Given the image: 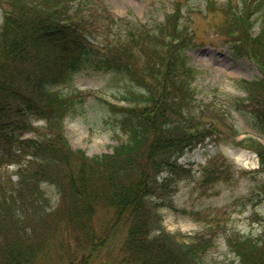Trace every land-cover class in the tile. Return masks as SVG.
Wrapping results in <instances>:
<instances>
[{"label": "trees", "instance_id": "16d2710c", "mask_svg": "<svg viewBox=\"0 0 264 264\" xmlns=\"http://www.w3.org/2000/svg\"><path fill=\"white\" fill-rule=\"evenodd\" d=\"M51 1L37 6L31 0H0V264H208L206 254L215 244L211 229L190 243L155 234L161 206L156 199L164 186L155 178L162 170H176V159L189 145L181 105L190 94L183 86L170 84V92L164 78L157 99L149 89L151 108H109L128 141L92 159L72 150L61 130L63 118L81 109L83 100L50 89L68 85L81 71L112 73L146 87L134 60L139 54L145 64L155 61L147 47L160 46L158 37L167 29L179 32L180 8L156 31L112 19L121 32L98 48L80 35L86 27L87 34L95 31L96 23L60 24L66 12L60 11L61 0ZM233 1L224 21L229 33H236L234 50L260 68V79L242 83L255 92L248 103L255 101L264 111V29L255 37L248 32L264 0ZM250 114L253 128L264 133V117ZM35 120L46 123L42 133L31 128ZM26 132L33 135L21 139ZM257 144L263 165L264 146ZM12 165L13 173L6 169ZM226 239L240 264H264V233Z\"/></svg>", "mask_w": 264, "mask_h": 264}, {"label": "rangeland", "instance_id": "374dc122", "mask_svg": "<svg viewBox=\"0 0 264 264\" xmlns=\"http://www.w3.org/2000/svg\"><path fill=\"white\" fill-rule=\"evenodd\" d=\"M82 1L81 7L73 4L74 9L76 6L77 11H81L87 3L84 12L89 15L88 20L94 19L99 23L98 28L112 29V41L116 38L115 34L121 32L116 24L108 22L112 16L124 17L135 25L136 22L148 24L151 27L149 29H155L159 23L165 26L167 19L176 14L173 8H180L178 25L182 28L180 34L186 39L182 46L185 50L183 58L177 55L176 61L177 67L183 69L179 70V76L190 82L191 103L195 109L199 103L209 104L211 111L203 119L208 123L219 125L220 121L215 119L216 110L223 112L230 120H225L229 124L228 129L222 128L226 133L210 135L202 145L197 144L186 150L176 162L185 172L172 174L164 187V193L169 192L170 196L157 199L160 204L166 200L165 205L158 210L161 216L160 229L155 234L162 231L180 240L204 233L209 226L214 225L217 227L214 230L215 243H218L207 253L206 262L238 264L234 254L229 252L224 233L238 232L258 237L264 231V163L261 165L256 150L245 146L248 142L237 145L231 136L240 133L238 139H241L255 134L252 119L242 111L248 94L239 80L251 82L261 78L257 67L234 50L226 37L227 26L223 14L210 12L209 3L212 0ZM214 1L219 5L226 0ZM238 2L233 1L234 4ZM203 3L209 11L206 17L200 14ZM68 12L73 14L74 11L70 9ZM263 15L264 9L260 17L258 14L253 16L258 19L253 32L258 31L257 26ZM102 39V35L94 33L87 40H94L93 45L100 48L105 43ZM140 64L141 60L137 57L135 66L139 67ZM111 76L83 71L73 75L69 82L77 89L76 92L69 85L54 88L60 94L73 91L78 99L83 100L76 114L65 117L63 133L70 147L83 152L88 158L111 152L114 146L126 139L121 129L112 128L117 123L107 115L102 100L123 104L116 99L123 98L125 90H145L144 87L134 88L129 81H118ZM89 91L95 94L94 97L87 96ZM252 92L255 93L253 89ZM194 116L199 115L194 112ZM32 126L41 128L43 123L35 121ZM256 132L262 134L259 130ZM24 136L31 137V132H26ZM260 140L264 143V135ZM213 167L214 170L211 169ZM214 171L217 173L214 174Z\"/></svg>", "mask_w": 264, "mask_h": 264}]
</instances>
